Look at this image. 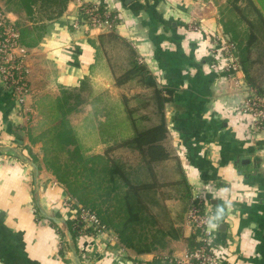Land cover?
<instances>
[{"label":"crops","instance_id":"crops-1","mask_svg":"<svg viewBox=\"0 0 264 264\" xmlns=\"http://www.w3.org/2000/svg\"><path fill=\"white\" fill-rule=\"evenodd\" d=\"M103 1L118 14L116 32L131 43L159 87L171 93L166 144L216 223L212 243L219 264H264V128L255 129L251 115L241 110L253 92L242 71L236 72V83L210 66L214 34L224 33L217 1ZM7 14L18 20L14 12ZM79 15L69 1L64 14L46 24L38 44L26 48L30 90L24 102L0 80V264L150 263L189 248L179 238L138 254L113 230L74 240L67 227L66 191L47 169L38 136L55 120V100L64 90L74 92L83 83L109 93L116 88L96 48L106 31L74 28ZM89 109L76 121L77 129L88 153L99 152L105 144L94 137L91 122L80 128ZM169 200L176 201L175 208L180 204L179 197ZM175 225L183 236L192 235L185 214Z\"/></svg>","mask_w":264,"mask_h":264},{"label":"trees","instance_id":"trees-1","mask_svg":"<svg viewBox=\"0 0 264 264\" xmlns=\"http://www.w3.org/2000/svg\"><path fill=\"white\" fill-rule=\"evenodd\" d=\"M1 1L6 12L17 15L19 43L27 48L38 44L46 24L61 17L70 0ZM99 10L103 11L101 5ZM79 12L86 16L83 8ZM220 20L224 34L236 46L246 83L264 96V0H233L220 6ZM96 48L122 93L118 104L111 101L90 108L80 128H86L89 120L94 137L105 145L99 152L88 153L79 123L73 120L80 103H70V98L80 95L66 90L55 100V120L38 136L47 169L66 196L78 203L68 207L67 227L74 240L80 234L97 232L96 226H86L79 219L80 209L85 208L97 215L105 231L113 230L124 247L138 254L163 249L169 240L179 238L193 248L195 235L183 236L175 225L186 215L193 193L166 144L165 105L171 93L159 87L157 78L116 29L102 33ZM168 188L176 190L180 200L175 212L165 203L173 197L165 196ZM147 264L164 263L156 258Z\"/></svg>","mask_w":264,"mask_h":264},{"label":"built area","instance_id":"built-area-1","mask_svg":"<svg viewBox=\"0 0 264 264\" xmlns=\"http://www.w3.org/2000/svg\"><path fill=\"white\" fill-rule=\"evenodd\" d=\"M75 2L78 10L83 8L85 17L79 15L72 22L74 28L80 25L88 30L99 28L104 31L116 29L118 25V14L111 5L103 0H70ZM91 3L92 6H87ZM100 5L103 11L99 10ZM26 52L27 49L20 45L19 34L7 12L0 5V80L20 100L24 102L29 93L26 73ZM210 66L214 70L222 71L227 78L239 83L236 72L240 71L235 44L229 36L222 33L214 34V40L210 48ZM252 95H248L241 105V110L252 117L255 129L264 128V96L258 95L252 89ZM77 204V201L68 196L67 206ZM78 217L81 222L96 226L97 232H105L97 215L89 209L81 208ZM213 217L208 213L206 202L199 194H193L190 200L189 209L185 215V225L192 235H195V246L187 248L180 255L161 254L155 256L164 264H219L213 247V228L215 225ZM134 264H147L137 261Z\"/></svg>","mask_w":264,"mask_h":264},{"label":"rangeland","instance_id":"rangeland-1","mask_svg":"<svg viewBox=\"0 0 264 264\" xmlns=\"http://www.w3.org/2000/svg\"><path fill=\"white\" fill-rule=\"evenodd\" d=\"M216 1H217V4L219 6H224V5H227L228 3H231L233 0H216ZM0 5L5 10L6 6H5V3L3 1L0 2ZM95 84H97V82ZM98 86L99 87L92 86L91 84L87 83L85 85H82V87H80L78 90L72 92L73 96L77 95V93L80 95L79 97L75 96L73 98H70L71 104H75L77 102L80 103L79 108H78L79 110L77 112H75V114L73 116L74 121H78L80 119V117L83 115L84 111L86 110V107L92 108V110H93L94 105H98V104L103 105L104 102H110L111 103V101H112L115 104L119 103V99H120L122 90L117 89V87H116V88H113L111 90L112 92L109 93L108 90H110V89L104 90L103 86H100V85H98ZM124 91L128 92L127 89L126 90L124 89ZM104 95H105V98H104ZM101 96H102L103 100H101V98H100ZM164 191H165V196H169V197L176 196V194H177V191L171 190V188H168V190L166 189ZM67 199H68V197L66 196L65 199L63 200V203L65 206L67 204ZM167 200H168V204L170 205L169 208L171 210L175 209V211H176L177 207L175 208V207L171 206V205H173V203H176V201L169 200V199H167ZM167 200H165L166 204H167ZM85 225L88 226V224H85ZM64 234L65 233H63V235ZM65 241H66V237L63 238V243H65Z\"/></svg>","mask_w":264,"mask_h":264}]
</instances>
